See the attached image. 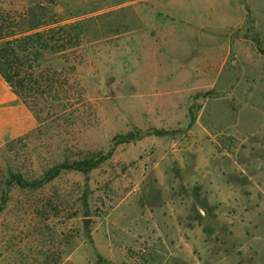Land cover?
Masks as SVG:
<instances>
[{
	"label": "rangeland",
	"instance_id": "rangeland-1",
	"mask_svg": "<svg viewBox=\"0 0 264 264\" xmlns=\"http://www.w3.org/2000/svg\"><path fill=\"white\" fill-rule=\"evenodd\" d=\"M43 5L81 28L78 46L44 63L67 69L82 105L74 124L49 120L0 148V204L11 168L34 179L66 155H112L88 179L70 170L11 190L0 264H264V0H0V11ZM129 132L139 137L114 145Z\"/></svg>",
	"mask_w": 264,
	"mask_h": 264
},
{
	"label": "trees",
	"instance_id": "trees-1",
	"mask_svg": "<svg viewBox=\"0 0 264 264\" xmlns=\"http://www.w3.org/2000/svg\"><path fill=\"white\" fill-rule=\"evenodd\" d=\"M41 8L43 11L39 14L28 9L21 15L13 16H6L0 11V72L39 121L35 130L15 139L13 143L41 131L49 120L74 124L82 105L81 87L67 69H56L44 63L48 51L65 55L68 50L78 46L81 28L78 24L61 23L57 18L50 17L49 5ZM156 133L163 134V131L157 130ZM138 137L135 132L118 135L113 139L114 145ZM111 155L112 150L107 153L92 151L84 155L77 153L74 157L66 155L63 161L50 167L42 177L34 179L11 168L2 193L0 211L8 203L11 190L17 187L41 189L63 171H78L88 179L90 172Z\"/></svg>",
	"mask_w": 264,
	"mask_h": 264
},
{
	"label": "crops",
	"instance_id": "crops-1",
	"mask_svg": "<svg viewBox=\"0 0 264 264\" xmlns=\"http://www.w3.org/2000/svg\"><path fill=\"white\" fill-rule=\"evenodd\" d=\"M39 125L35 113L0 72V148Z\"/></svg>",
	"mask_w": 264,
	"mask_h": 264
},
{
	"label": "water",
	"instance_id": "water-1",
	"mask_svg": "<svg viewBox=\"0 0 264 264\" xmlns=\"http://www.w3.org/2000/svg\"><path fill=\"white\" fill-rule=\"evenodd\" d=\"M84 223H85V225H88L90 223V219L89 218L85 219Z\"/></svg>",
	"mask_w": 264,
	"mask_h": 264
}]
</instances>
